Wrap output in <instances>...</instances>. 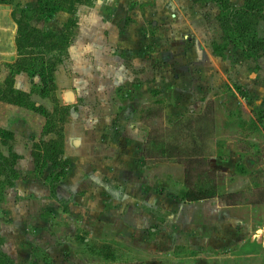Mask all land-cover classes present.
Wrapping results in <instances>:
<instances>
[{"label": "rangeland", "instance_id": "rangeland-1", "mask_svg": "<svg viewBox=\"0 0 264 264\" xmlns=\"http://www.w3.org/2000/svg\"><path fill=\"white\" fill-rule=\"evenodd\" d=\"M37 5L0 4L2 79L16 20ZM79 10L58 93L45 101L51 110L61 102L72 163L61 201L45 191L57 184L52 168H35L41 190L12 191L0 204V250L7 240L19 264H264V122L254 120L264 58L227 37L212 0H99ZM70 17L34 24L61 33ZM190 155L210 161L211 201L177 197Z\"/></svg>", "mask_w": 264, "mask_h": 264}, {"label": "trees", "instance_id": "trees-1", "mask_svg": "<svg viewBox=\"0 0 264 264\" xmlns=\"http://www.w3.org/2000/svg\"><path fill=\"white\" fill-rule=\"evenodd\" d=\"M90 0H38L35 8L25 7L22 15L16 20L18 34L16 46L18 58L9 64L10 72L3 84H0V102H8L26 107L44 115L47 123L44 134L55 133L49 140L36 143L34 157L36 169L46 168L49 164L59 171L54 174L57 183L68 173L69 160L65 159L64 123L58 113L59 103L53 112L44 106H39L31 99V94L15 88V78L21 72L30 76L41 77V85H35L45 97L52 96L57 90L56 71L60 63L67 56L70 47L77 37L79 17L77 9L80 4ZM220 10V22L227 36L238 47L242 48L249 58H264V36L260 34L259 26L264 23V0H245L244 4L236 6L232 0H212ZM15 0H0L1 4L11 5ZM57 12H67L71 15L61 33L49 31L34 24V21H47ZM215 52L221 44L214 42ZM257 120L264 122V109L258 111ZM57 124H60L61 128ZM58 128L59 130H55ZM14 140L13 132L0 127V141L8 144ZM162 157V156H161ZM20 158L14 151L5 155L0 148V204L5 201L7 191L15 186L19 179L16 170ZM41 159L43 163L41 164ZM185 185L187 188L184 199L188 203L218 197L217 182L213 177L214 171L210 167L208 157L190 155L185 162ZM1 244H3L1 242ZM0 264H19L2 249L0 250Z\"/></svg>", "mask_w": 264, "mask_h": 264}, {"label": "crops", "instance_id": "crops-1", "mask_svg": "<svg viewBox=\"0 0 264 264\" xmlns=\"http://www.w3.org/2000/svg\"><path fill=\"white\" fill-rule=\"evenodd\" d=\"M98 1L99 0H92L91 3L87 2V3L80 4L78 6V9H77L78 17H79V11H80L79 9H80L81 6H92L93 4H96ZM3 5H5V4H3ZM62 13L66 14V15L69 14L67 12H62ZM46 24H48V23H46ZM65 25H64V28H65ZM39 27H41V26H39ZM79 27H80V18H79V26H78L77 29H79ZM41 28H43V27H41ZM45 29L49 30L48 28H45ZM49 31H51V30H49ZM15 42H16V40H15ZM216 42L220 43V41H218V40H216ZM199 45L201 46V48L204 47L205 49H207L206 44L200 43ZM73 49H74V44L70 47L67 56L64 58L63 62L60 63L58 68H57V71H56V74H55L56 85H57V90L55 92L56 95H57L58 90H59V85H58V72H59V69L67 61V59L71 58V54L73 52ZM3 53H4L3 55L9 56L5 52H3ZM5 56H3V57H5ZM11 56L13 57V59L8 60V63L6 64V66H7V74H6V76L3 79H2V72L0 71V84H3L6 81V79L8 78V75H9V72H10L9 64L14 63L17 60V58H18V51H17V46L16 45L12 49ZM41 83H42V81H41V77L39 75H37L35 77H32L27 72H21V73L17 74V76L15 78V88H17V89H19L21 91H25L27 93H30L31 94V99L34 102H36L37 105L44 106L50 112H53L54 110H51L47 106V104H45L46 103L45 101L54 100V99H52L51 96L45 97V96L41 95L38 91H35V85H41ZM68 96L70 98H72L71 94H68ZM52 102L54 104L59 103L61 105V102L59 101V98L55 99V102L54 101H52ZM262 109H264V107L260 108L257 111H260ZM254 120L260 125V123L258 122L257 118H254ZM46 123H47L46 117L44 115L40 114V113H37L34 110H31V109L26 108V107L18 106V105H15V104H11V103H8V102H0V127L3 128V129H6V130H9V131L13 132V134H14V140L9 141L8 144H3L0 141L1 151L5 155H9L10 151H14L16 154H18L20 156V158L17 161V165H16V170H17V172L19 174V179L16 181L15 186H13L10 189H8V191H7V199H6L5 203H3V205L6 204V202L8 201V198L10 197L9 194L12 191H16V193L18 195H26L25 189H28L29 191L39 192L41 190V187L44 186L42 184L33 182L34 179L32 177H33V175H36L35 174L36 173L35 172L36 164H35V157H34L35 149L30 147L29 142L33 141V142H37L38 143L41 140H49V139H51V137H55L56 136L55 133H51L49 135H45L44 134V129H45ZM260 127L264 131V129L262 128L261 125H260ZM64 134H65V154L64 155H65V159L69 160V162H70L69 163V167H68V173L57 182L56 187H55L54 190L52 189L51 186L50 187L44 186L46 188L45 191H48V190L50 191V193H49L50 197L52 199L57 200V201L59 200V202L61 201L60 198H59V194H58V189L60 187L59 185L61 184V182L63 180H65L69 176V171H70V167H71V164H72L71 160L66 157L67 135H66L65 128H64ZM80 143H81V140L77 139V140L74 141L73 144L75 146H79ZM4 148H8V151L5 152ZM49 167L52 168V172H51L52 174H55L56 172L59 171L58 169H55L52 166V164H49L46 168H49ZM183 183L184 184H181L182 192L179 193V195L177 197L180 199V201H183V202L186 203V201L184 199V196L186 194L187 188H186L185 182H183ZM27 185H28V187L24 188ZM211 200H213V199L201 200V201L193 202V203H190V204H196V203H200V202H207V201H211ZM3 205L0 207V209L3 207ZM142 218H144V216H142ZM234 221H236V223H237L239 220L237 218H234V219L232 218V222H234ZM153 229H155V228H153ZM233 231H236V228H234ZM0 235L2 237L4 236L1 232H0ZM256 237H258V236H256ZM6 246H7V240L4 239V242H3L2 246H1L2 250L7 255H9L12 259L17 261L11 255L10 251L4 250ZM251 254L252 253H248L245 256H243V255L242 256L234 255L233 257L237 258L238 260L247 259V258H250L249 260H252L254 256H253V254L252 255ZM17 263H19V262L17 261Z\"/></svg>", "mask_w": 264, "mask_h": 264}]
</instances>
